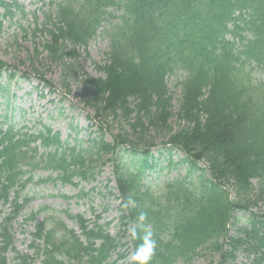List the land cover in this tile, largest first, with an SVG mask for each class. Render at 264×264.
I'll use <instances>...</instances> for the list:
<instances>
[{"label":"trees","instance_id":"1","mask_svg":"<svg viewBox=\"0 0 264 264\" xmlns=\"http://www.w3.org/2000/svg\"><path fill=\"white\" fill-rule=\"evenodd\" d=\"M49 8L41 32L56 62L67 46L74 53L87 50L108 24L102 31L108 50L97 65L101 76L82 81L91 89L85 105L107 124L86 141H63L49 125L16 128L8 125V114L0 115V216L13 207L0 223V264H9V253L15 264H133L126 263V247L134 253L140 243L130 234L133 227L141 235L154 233L150 264H191L198 257L236 264L239 254L249 264H264V214L250 212L248 225L229 234V226L240 224L236 213L264 205V81L254 85L246 71L255 61L264 72V0H52ZM0 10V31L3 18L25 13L15 0H0ZM12 70L0 60V73L6 71L9 80L18 75ZM178 72L174 112L169 81ZM175 117L177 130L170 127ZM160 139L168 152L164 167L163 154L155 158L152 152ZM107 164L118 192L109 195L120 201L115 235L94 208L93 220L66 212L80 236L62 223L49 230L41 223L34 238L43 245L32 244L35 256L17 252L7 224L29 204L26 197L21 202L22 194L38 170L58 175L39 183L78 187L95 181ZM182 168L184 176L162 185L156 179L157 190L152 187V174ZM141 212L147 213L143 224Z\"/></svg>","mask_w":264,"mask_h":264},{"label":"rangeland","instance_id":"2","mask_svg":"<svg viewBox=\"0 0 264 264\" xmlns=\"http://www.w3.org/2000/svg\"><path fill=\"white\" fill-rule=\"evenodd\" d=\"M15 1L22 4L25 13L18 14L12 19L11 17L3 18V28L0 31V60L14 68L12 72L15 71L18 75L15 79L9 80L5 71L0 73V115L8 113L14 117V123L28 122L29 127L37 126V122L40 121L50 124L54 132H60L64 139L71 136V140H74L78 136L80 140H88L93 136L92 133L96 132V128L89 127L94 124V120L90 118L96 121H100L101 118L95 117L93 110L85 105V95L89 96L91 89L84 87L82 81L86 79V76H101L97 65L105 60L109 44L107 37L100 31L87 50L78 47L75 49L76 53L67 46L66 55L61 58V62H56L44 47L49 37L41 32L47 23L45 12L48 14L52 9L49 8V2L52 0ZM1 14L3 10H0ZM107 28L108 24H105L103 30L106 31ZM65 63L74 65L75 68L67 72L64 68ZM21 76L25 78L28 76L30 79L27 81ZM181 76L182 72H178L169 81V87L174 96V112L179 108L180 90L176 88V81L180 80ZM44 81L50 88L46 87ZM8 100L11 107L16 108L15 112L11 113L7 109ZM22 110L26 112V116H23ZM179 126L178 119L173 118L170 127L177 130ZM113 129L114 134H117L120 126L115 123ZM110 138L107 136L108 141ZM162 141L160 139L157 142L162 144ZM163 154L167 153L163 151ZM178 160L179 158L175 157V161ZM165 161L166 158H162L160 164L165 166ZM166 174L167 172L164 173L167 178ZM180 174H185V168L179 171L173 170L168 177L174 179ZM112 180L111 168L105 167L101 177L85 187V193L88 195L82 198H76L80 189H74L69 185L60 183L29 185L25 192V197L30 199L29 204L24 207L19 216L7 224L14 236L17 252L30 257L35 256V249L31 246L35 241L36 226L41 223L44 225V230L53 228L56 223H62L68 230L79 233L77 225L68 219L66 212L83 214L88 219H93L91 207H94L97 213L107 209L104 215L105 221L116 220L118 203L112 196L104 193L107 190L105 188L107 184L111 187L115 186ZM64 196L69 198L65 199ZM11 209L10 207L4 209L3 215L0 216V223ZM262 212L264 213L263 207ZM32 215H34L33 219H31ZM115 224L117 222L109 229V232L114 235L118 230L114 227ZM36 244L42 246L39 242ZM7 258L9 264H15L13 253H9ZM36 264H40V261ZM195 264L207 263L200 260Z\"/></svg>","mask_w":264,"mask_h":264},{"label":"clouds","instance_id":"3","mask_svg":"<svg viewBox=\"0 0 264 264\" xmlns=\"http://www.w3.org/2000/svg\"><path fill=\"white\" fill-rule=\"evenodd\" d=\"M128 203H131V201L126 202L123 206L127 208ZM138 220L141 224H143L147 220V213L141 212L138 216ZM129 231L134 239H138L140 241L135 252L131 254L133 264H150L153 256L155 255L157 246L154 233L150 230H144L141 235L137 232L135 227L130 228Z\"/></svg>","mask_w":264,"mask_h":264}]
</instances>
